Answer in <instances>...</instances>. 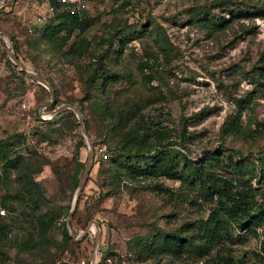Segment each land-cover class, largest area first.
Returning a JSON list of instances; mask_svg holds the SVG:
<instances>
[{
	"label": "rangeland",
	"instance_id": "rangeland-1",
	"mask_svg": "<svg viewBox=\"0 0 264 264\" xmlns=\"http://www.w3.org/2000/svg\"><path fill=\"white\" fill-rule=\"evenodd\" d=\"M82 1L79 19L49 28L35 24L36 0L0 10L14 54L54 91L43 108L48 89L16 69L0 38V223L10 230L0 264H264V0ZM65 106L88 124L94 151L70 227L96 229L78 242L63 229L89 147L72 110L54 115ZM133 127L143 150L121 156ZM158 139L180 179L149 175ZM217 177L248 193L253 220L203 254L206 226L226 221L205 182ZM178 234L192 246L173 256L165 245Z\"/></svg>",
	"mask_w": 264,
	"mask_h": 264
},
{
	"label": "trees",
	"instance_id": "trees-1",
	"mask_svg": "<svg viewBox=\"0 0 264 264\" xmlns=\"http://www.w3.org/2000/svg\"><path fill=\"white\" fill-rule=\"evenodd\" d=\"M15 1L16 0H8L4 5V7H2L0 10L13 7ZM35 3L36 5L49 3L56 9L53 18L47 20L44 23V25H46L47 28H49L52 25V23L56 18H63V19L68 18V19H72V21H76L77 19H79V15L72 16L69 13L60 12L59 10L60 6L56 0H36ZM205 22L211 23L208 18L205 19ZM225 23L226 22L221 24H216L212 22V25L219 28V27H223ZM57 27H61V25H58ZM11 40L13 43V49L14 51H16L14 38L11 37ZM256 74H257V79L259 81V86L264 87V51L260 55ZM84 127L87 131L88 124L86 123V121H84ZM239 127L240 125L234 121L232 124L233 130H235V132H238ZM136 130H137L136 127L126 130V134L124 135V137H122L121 140L119 139V147L118 149L115 150H117V152L121 156H132L133 154H136L137 156L143 150L141 148L142 145H139L138 142L134 139L135 134H137ZM123 134L124 133H122L118 137L121 138ZM153 146H154V151H156V153L152 158L156 160L154 165L148 168L149 175L154 176L156 178L164 177L169 180L180 179L181 172L175 168L174 163H171L167 159L163 158L164 154L162 153V151L156 150V149H160V150L164 149L161 139H158V141H156ZM80 147H82V143H79L77 149L79 150ZM149 151H151V148ZM149 151L148 153H150ZM259 161L261 162L262 169L264 171V158L262 156H259ZM188 170L190 173L192 171V176L194 178L196 177L198 179H203L204 169L202 167L199 168L197 166H194V163H191ZM108 173L111 174L110 171H108ZM205 182H207L208 187L214 192V194L217 195V198L220 200V205L222 206L221 212L226 219V221L225 220L221 221L220 219L215 217V219L212 220V222H214L213 226L209 227V224L207 226L206 224L204 225L209 229L205 230L206 236L204 237V243L202 246L198 247V249H200L203 254H208L214 248V245L218 243V240L222 237L223 232L228 231L230 233H233L234 231H236L237 235L235 236H241L250 230L249 228L250 223L253 220L251 216V212L254 210L253 208L254 205H253V201L249 199V195L245 190L236 191L233 189V183L229 179H226L224 177H217L213 181L210 182L205 181ZM38 222L41 228L43 229L44 226L42 221L39 219ZM9 231L10 230L7 227H5V225L0 223V246L2 245L4 239L7 237ZM63 232L65 235V239L69 240L66 228L63 229ZM186 240L187 238L183 237L182 235L179 234L174 235L173 238H170L167 241L166 243L167 245H165V249L168 247L171 249V253H172L171 255L179 256L180 253L182 254L184 251H189L192 246L191 244L187 243ZM239 263H241V260L239 261Z\"/></svg>",
	"mask_w": 264,
	"mask_h": 264
},
{
	"label": "water",
	"instance_id": "water-1",
	"mask_svg": "<svg viewBox=\"0 0 264 264\" xmlns=\"http://www.w3.org/2000/svg\"><path fill=\"white\" fill-rule=\"evenodd\" d=\"M7 1L8 0L0 1V8L4 7V5L6 4ZM0 38L5 40L6 45H7V56L9 58V60L11 61V63L16 67V69L19 72L25 74L30 79L36 81L37 83H39L40 85H42L43 87L48 89L49 94H50V100L43 105V108H46V107L50 106L53 103V101H54V91H53V89L49 86V84L41 76H39L36 73L28 70L24 65L21 64V62L19 61V59L16 57V55L13 52V43H12V40H11V38L9 37V35L7 33L0 32ZM67 109L72 110L76 114L81 133H82L83 137L85 138V140H86V142L88 144V147H89V154H88L87 163L85 164L84 171H83L82 176L80 178V181L78 183L77 190L75 192V196L73 198L71 208H70V210L68 212V215H67V218H66V230H67L70 238L74 242H78L83 237L87 236L91 232V228L96 229L95 222L91 221L86 226V228L82 232L79 233V235L75 236L72 233L71 227H70V220H71V218L73 217V215L75 213L79 198H80V196L82 194V191H83V189L85 187V184L87 182V179H88L89 174H90L91 169H92L93 160H94V151H93L92 142L89 139L87 131H86L85 127H84L83 118H82V116H81L79 111H77L74 107L65 106V107L55 111L54 115H57V114L65 111ZM94 234H95L94 247L96 248L97 244H98V239H99V232L95 231ZM95 263H96L95 256H93L91 264H95Z\"/></svg>",
	"mask_w": 264,
	"mask_h": 264
},
{
	"label": "built area",
	"instance_id": "built-area-1",
	"mask_svg": "<svg viewBox=\"0 0 264 264\" xmlns=\"http://www.w3.org/2000/svg\"><path fill=\"white\" fill-rule=\"evenodd\" d=\"M60 6V12L69 13L70 15H80L86 5L82 0H56ZM36 13L34 16L35 24H44L47 20L53 18L56 9L49 3H43L35 6Z\"/></svg>",
	"mask_w": 264,
	"mask_h": 264
}]
</instances>
